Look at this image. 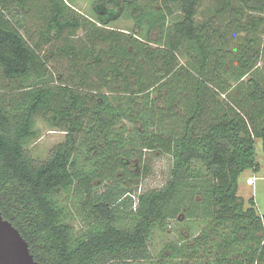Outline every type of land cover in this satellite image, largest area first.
<instances>
[{"label":"trees","instance_id":"trees-1","mask_svg":"<svg viewBox=\"0 0 264 264\" xmlns=\"http://www.w3.org/2000/svg\"><path fill=\"white\" fill-rule=\"evenodd\" d=\"M29 1L39 0H0V210L35 258L42 264L149 260L155 227L179 218L204 224L190 241L173 246L182 261L206 255L208 264H264V213L255 197L247 206L239 194L241 174L261 170L257 138L264 149V69L258 67L264 16L251 15L264 14V0H221L202 20V0H160L162 22L151 26L149 43L138 32L109 27L127 8L139 17V0H115L117 8L108 7L110 0L96 3V20L65 0H47L43 28L52 39L83 30L79 48L63 49L71 58L69 80L50 70L47 56L24 34L25 21L8 14L11 3ZM190 47L197 69L176 63ZM145 67L156 84L174 87L170 106L178 95L191 98L188 115L177 114L170 130L152 129L153 108L145 111L139 101L153 89ZM186 74L192 89L185 88ZM37 117L66 133L44 161L26 150ZM124 120L141 123L144 131L128 137ZM82 148L98 157L93 167L81 165ZM144 150L169 154L172 170L164 186L140 193L141 173L130 161H143ZM96 179L106 182L104 191L95 189ZM76 182L92 220L78 237L57 198Z\"/></svg>","mask_w":264,"mask_h":264},{"label":"rangeland","instance_id":"rangeland-1","mask_svg":"<svg viewBox=\"0 0 264 264\" xmlns=\"http://www.w3.org/2000/svg\"><path fill=\"white\" fill-rule=\"evenodd\" d=\"M66 3L75 9L77 12H81L90 18L96 20L99 18V13L95 10L96 3H100L106 0H65ZM109 8H117V2L115 0L108 1ZM119 3H124V0H119ZM140 6L143 9V13L139 17H134L130 8L125 9L123 15L114 20L110 28H116L128 33H140L136 34L141 41L148 42L150 28L152 25L162 22L159 20L158 3L160 0H139ZM221 0H202L199 5L198 19L202 20L207 18L212 11H214ZM50 5L47 0L29 1L27 6L19 5L17 2L10 4V10L8 14L13 19H22L25 21L26 28L23 29L24 34L28 39L37 47V49L47 58L49 68L56 75H62L65 79L69 80L70 76V56L63 51V49H69V47L79 48V36L83 35V30H79L75 35L67 34L61 39H52L46 32L45 26L47 17L50 15ZM250 15V14H249ZM248 15V16H249ZM251 15H263L260 12H253ZM250 18V17H249ZM175 18H168L166 22L167 29L173 25ZM264 31V24L259 30L260 35ZM154 35L156 32L154 31ZM242 36L244 33L241 34ZM149 43V42H148ZM150 45L157 46L156 43H150ZM236 47L237 44L234 43ZM191 50V51H188ZM190 53H195L191 47L183 50L178 56V65H185L189 69H197V61L195 57H192ZM49 56V57H48ZM262 63V64H261ZM258 67L264 69V62L261 61ZM197 71V70H196ZM142 73L148 79L147 83L153 85L151 89L150 97H147L146 93L139 96V101L142 103L143 109L146 111L148 107L153 108L155 113V124L150 127L154 130H170L176 126L179 122L178 115H188L187 103L191 100L188 97H182L179 100L176 99V105L170 106L169 96L174 87L170 85L155 83L152 71L149 67H145ZM198 74V72H196ZM185 88H191L189 84L188 74L184 75ZM2 79V77L0 78ZM191 83H193L191 81ZM233 85L237 82L232 81ZM98 86L102 85V80H97ZM156 84V85H155ZM155 85V86H154ZM182 85V84H181ZM114 86V84H113ZM178 86V84H177ZM178 91V88H177ZM189 91H191L189 89ZM179 94V92H178ZM226 96L224 95V98ZM161 118V121H160ZM127 126L126 135L130 137L132 134L137 136V131L144 128L141 123L131 122L124 120L121 125ZM138 129V130H136ZM36 135L31 137L26 143V150L36 161H44L49 158L53 149L60 143L66 140V133L62 130L56 129L51 126L48 120L43 117L36 118L35 124ZM257 159L261 163V170L255 173L251 169L245 170L239 179V194L246 200V205H249V199L255 197L258 211L264 213V149L262 140L257 138ZM80 161L81 165L85 163L86 169L95 165V161H98V157L92 151L89 153L82 148ZM92 157V158H91ZM95 157V158H93ZM144 160H139L138 157L130 161L131 168H134L138 173H141L140 181L137 189L143 191L152 190L164 186L170 178L172 170V157L169 154L161 152L159 150L150 151L144 150ZM79 161V159H78ZM89 162V163H88ZM89 164V166H88ZM80 165V166H81ZM149 167V174H145V168ZM79 167V166H78ZM251 175V177H249ZM254 179V183H250L249 180ZM110 182H112L110 180ZM77 183L70 188H62L57 192V198L64 207L65 221L70 223L74 229V237L80 235V231L84 230L87 225L92 221L91 214H89V206L85 204V198L80 197V193L77 190ZM96 185L95 189L99 192L104 191L106 188V182H101L100 179L94 180ZM203 220L199 219H169L163 224H159L155 227L153 235L150 239V250L152 258L142 261H128L127 264H208V256L202 255L200 258H187L181 260L174 253L173 246L186 243L192 239V237L199 234L203 227Z\"/></svg>","mask_w":264,"mask_h":264},{"label":"water","instance_id":"water-1","mask_svg":"<svg viewBox=\"0 0 264 264\" xmlns=\"http://www.w3.org/2000/svg\"><path fill=\"white\" fill-rule=\"evenodd\" d=\"M0 264H42L21 231L0 210Z\"/></svg>","mask_w":264,"mask_h":264},{"label":"built area","instance_id":"built-area-1","mask_svg":"<svg viewBox=\"0 0 264 264\" xmlns=\"http://www.w3.org/2000/svg\"><path fill=\"white\" fill-rule=\"evenodd\" d=\"M249 181H250V183H252V184L254 183V179H250ZM138 191L141 193L143 190L140 188Z\"/></svg>","mask_w":264,"mask_h":264},{"label":"crops","instance_id":"crops-1","mask_svg":"<svg viewBox=\"0 0 264 264\" xmlns=\"http://www.w3.org/2000/svg\"><path fill=\"white\" fill-rule=\"evenodd\" d=\"M249 177H251V175H249Z\"/></svg>","mask_w":264,"mask_h":264},{"label":"bare ground","instance_id":"bare-ground-1","mask_svg":"<svg viewBox=\"0 0 264 264\" xmlns=\"http://www.w3.org/2000/svg\"><path fill=\"white\" fill-rule=\"evenodd\" d=\"M250 182V181H249Z\"/></svg>","mask_w":264,"mask_h":264}]
</instances>
